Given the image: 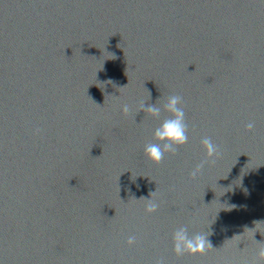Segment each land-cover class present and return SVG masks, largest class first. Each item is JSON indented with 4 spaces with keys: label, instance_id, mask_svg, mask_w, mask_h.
<instances>
[{
    "label": "water",
    "instance_id": "water-1",
    "mask_svg": "<svg viewBox=\"0 0 264 264\" xmlns=\"http://www.w3.org/2000/svg\"><path fill=\"white\" fill-rule=\"evenodd\" d=\"M172 94L189 139L155 164L170 113L138 101ZM205 136L221 156L191 179ZM181 226L213 248L177 256ZM262 242L264 0H0V264H252Z\"/></svg>",
    "mask_w": 264,
    "mask_h": 264
},
{
    "label": "clouds",
    "instance_id": "clouds-1",
    "mask_svg": "<svg viewBox=\"0 0 264 264\" xmlns=\"http://www.w3.org/2000/svg\"><path fill=\"white\" fill-rule=\"evenodd\" d=\"M182 104L183 97L178 94L168 96L162 107L158 106V104H150L146 106L144 100L141 99L138 101V112L143 110L145 113L157 119L160 118L162 109L170 113V115L163 119L153 132V139L156 142H149L144 147L146 157L155 164L161 163L166 153L174 154L179 146H183L188 142V124L186 122V114ZM122 112L125 116L129 115L131 107L126 103L123 104ZM246 128L252 130L254 128V123L249 122L246 125ZM201 144L205 148V159L195 165L189 173L191 179H196L197 176L202 173L205 165L215 164L216 159L221 156L219 145L215 144L211 137H203ZM153 194L154 192L150 194V198L148 199L141 198L146 201L145 211L147 213H154L159 208V204L152 199ZM207 237L208 234L204 233L190 235L186 226L178 227L174 231L172 237L173 251L177 256H183L185 254L204 255L209 249L213 248ZM135 243V236H129L127 238V244L129 246H132ZM258 244L261 246L258 248L256 259L252 264H264V242ZM155 264H166V260L161 257L155 261Z\"/></svg>",
    "mask_w": 264,
    "mask_h": 264
}]
</instances>
